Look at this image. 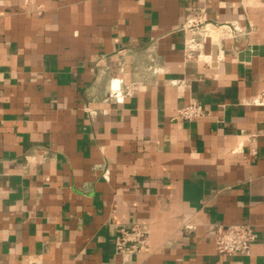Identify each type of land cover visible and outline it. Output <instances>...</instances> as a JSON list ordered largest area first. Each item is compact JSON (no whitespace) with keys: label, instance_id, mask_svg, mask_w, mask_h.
<instances>
[{"label":"crops","instance_id":"1","mask_svg":"<svg viewBox=\"0 0 264 264\" xmlns=\"http://www.w3.org/2000/svg\"><path fill=\"white\" fill-rule=\"evenodd\" d=\"M235 224L251 254L218 256ZM0 264H264V0H0Z\"/></svg>","mask_w":264,"mask_h":264},{"label":"built area","instance_id":"2","mask_svg":"<svg viewBox=\"0 0 264 264\" xmlns=\"http://www.w3.org/2000/svg\"><path fill=\"white\" fill-rule=\"evenodd\" d=\"M185 31H200L217 42L224 39L241 40L250 33L240 21L214 24L207 20L205 9L195 8L183 25ZM203 106L197 101L190 102L177 111V117L185 121H196L205 117ZM255 241L253 227L246 224L220 225L214 235L215 253L224 257H248ZM117 255L126 256L148 251L150 234L145 227L135 224L118 226L114 236Z\"/></svg>","mask_w":264,"mask_h":264},{"label":"water","instance_id":"3","mask_svg":"<svg viewBox=\"0 0 264 264\" xmlns=\"http://www.w3.org/2000/svg\"><path fill=\"white\" fill-rule=\"evenodd\" d=\"M254 50H256V48H253Z\"/></svg>","mask_w":264,"mask_h":264}]
</instances>
